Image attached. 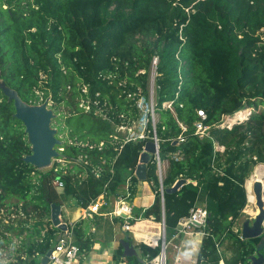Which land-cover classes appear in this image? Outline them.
<instances>
[{
	"label": "trees",
	"instance_id": "16d2710c",
	"mask_svg": "<svg viewBox=\"0 0 264 264\" xmlns=\"http://www.w3.org/2000/svg\"><path fill=\"white\" fill-rule=\"evenodd\" d=\"M155 57V128L168 167L162 195L157 162L147 165L155 200L135 215L161 223L165 214L169 241L191 209L205 205L210 217L196 264H251L264 234L242 240L236 229L248 205L246 182L264 165V0H32L26 6L0 0V209L13 206L11 212L23 213L25 221L40 216L27 235V257L7 264H40L36 257L53 248L59 229L51 221L52 205L75 199L87 208L104 193L119 196L128 180L135 193V172L152 140V122L146 139L123 147L111 140L121 115L141 118L137 100H149ZM2 85L29 105L51 96L72 108L63 147L69 165L62 171L41 172L25 163L31 145ZM81 100L91 101V112L79 107ZM94 103L105 107L106 117L95 114ZM244 110L251 111L246 121L222 127L225 117ZM196 123L209 127L208 136L197 134ZM97 167L99 176L93 172ZM57 177L64 182L60 191L52 184ZM180 179L188 183L167 193ZM12 198L18 203H8ZM5 226L15 229L12 223ZM5 232L0 239H7ZM74 234L81 252L90 248L81 225ZM137 248L142 260H153L161 242ZM123 253L120 245L115 259ZM125 260L140 264L137 257Z\"/></svg>",
	"mask_w": 264,
	"mask_h": 264
},
{
	"label": "built area",
	"instance_id": "2783aa9c",
	"mask_svg": "<svg viewBox=\"0 0 264 264\" xmlns=\"http://www.w3.org/2000/svg\"><path fill=\"white\" fill-rule=\"evenodd\" d=\"M157 64H158V58L155 57L152 62V68L154 69V72H156ZM128 96L131 97L132 99L135 98V96H132L130 94ZM94 104L97 107L95 110V114L106 117L105 107H99L98 103H94ZM137 104L140 108V111L143 110V106L145 105L143 98L140 97L137 100ZM80 105L79 107L81 109H84L86 113L91 112L92 108L90 106L91 105L90 100H81ZM165 105L167 108L172 110L171 103H165L164 106ZM151 112L153 116L152 125L154 127L153 137L151 141H154L160 148L159 139L157 137L156 128H155L156 127V124H155L156 113H155L154 102L152 105ZM199 114L200 116H202L203 119L206 117L203 111H200ZM121 118L123 119L122 123L115 127V133L112 135L111 143L113 145H120L121 147H123V145H125L128 142L146 139L147 137L146 123L147 122L144 123V125L142 124L139 125V120L141 118L138 121H130L129 119L125 117V115H121ZM223 123H222V127H224ZM141 127H142V130L139 129ZM196 127H197V134L201 136H208L207 131L209 127H205L202 123H196ZM135 129H137L138 132ZM76 145L84 146L82 143H76ZM87 145L88 143L85 144V146ZM104 145H105L104 142H100L99 144L100 149ZM90 147H93V146H90ZM220 150L223 151L224 149L220 148ZM60 159H57L58 165L52 168L55 170V172H59L60 170L62 171L64 168H66L69 165V164L67 165L68 161L65 159V156L63 155V153L60 156ZM80 159H83V157L81 156ZM153 159L157 162V166H158L157 173H159L160 181H162L167 168L165 169L166 164L162 162L161 160L160 149L154 155ZM86 164L88 163L86 162ZM93 172L96 173L97 176H99L100 173L102 172V169L97 167L93 170ZM63 173H66V172H63ZM83 177H85V175ZM52 184L54 188H56L59 191L64 188V182L61 180L60 177L55 178ZM161 192L163 195V188H161ZM129 197L130 195H127L126 197L116 196L113 199V197H106V193H104L100 195L95 201H93L87 208H84L85 216H92L96 214L100 216L111 217L113 219H122L124 221L122 225L123 231L130 232L132 231V223L133 221H137V218H135L134 216L133 207L131 203L127 200V198ZM162 201H163V197H162ZM106 208L107 209L109 208V209L107 210ZM102 209H106L107 211L101 212ZM0 210L1 212H5L4 208ZM17 214L26 218V216L23 213L18 212ZM15 216L16 214H12L13 218H15ZM209 217H210V212L208 211L205 205H196L191 209L189 216L186 218H183L179 222L178 228L176 229L175 234L171 238V244H170V246H172L176 252V257H177L176 259H178L180 255L183 253V247H184L183 242L191 241V240L193 241V239L198 240V242L203 241V239L207 235L206 229L208 227ZM4 224H10V223L8 220H5ZM66 225H67V229L64 232H62L61 237H59L58 240L53 245L52 254L49 257L48 264H73L80 255L81 251L79 249V246H77L73 241V227L71 225L69 226L68 224ZM160 225H161V234L163 230V235H164L162 245H161V252L159 256H157L153 260H148V259L143 260L144 262L142 264H168L167 250L169 247L168 245L169 242L166 239V227L164 226L163 222H161ZM263 228H264V222H263ZM236 232H238V229H236ZM240 238L244 240L242 238V235L240 236ZM220 264H226V263L223 260H221Z\"/></svg>",
	"mask_w": 264,
	"mask_h": 264
},
{
	"label": "rangeland",
	"instance_id": "374dc122",
	"mask_svg": "<svg viewBox=\"0 0 264 264\" xmlns=\"http://www.w3.org/2000/svg\"><path fill=\"white\" fill-rule=\"evenodd\" d=\"M21 5L26 6L29 2H32V0H19ZM7 7V6H5ZM258 50H261V48H258ZM155 78H156V72H154V69H151V75L149 78V100L145 105L143 106V110H141V119L139 120V125L142 124L144 125V123H146V125L148 124L149 121H152L153 123V116H152V105L154 102V105L156 106V84H155ZM30 108H40V107H45L48 109V111L52 112L53 116L51 118V128L55 131V135L57 137V139L60 141V144L56 146V151L59 153V156H57L56 158H54L51 162V165L49 167H45V168H38L39 171L41 172H48L50 171L54 166L58 165L57 164V159H60V155H62L63 153V147L65 146L67 140H68V136L70 134V130L71 127L68 124L67 121V117L70 116V112L71 109L69 106L66 105V103H58L56 101H54L52 99V97L50 96L49 98L43 100V102L36 104V105H28ZM81 107V105H80ZM142 107V106H141ZM165 108L166 105L164 106ZM155 113H156V108H155ZM246 113V114H244ZM251 111L250 110H244L243 112H241V117L244 114V119L241 120V118H238L237 115L235 114L234 116H229V117H225L224 118V123L223 126H226L227 128H232L235 125L241 124L242 122L246 121L250 115ZM147 120V121H146ZM235 120V121H234ZM159 122V115L156 113V120H155V124H157ZM137 132L138 130L135 129ZM62 160V159H60ZM64 162V161H63ZM65 164V163H64ZM68 165V163H67ZM257 168H262V177L264 179V165H259L257 166L251 177L249 178V180L252 181V183L250 184V187L253 188V184L255 183L256 179H258V175H255L256 169ZM166 169V167H165ZM159 175V173H158ZM255 178V179H254ZM248 180V181H249ZM248 181L246 182L245 187L247 188L248 185ZM33 182L35 183V179H33ZM140 183V187H138L137 191L134 193L133 196V202H134V206L136 208L137 211L142 210L143 206H147L149 202L152 201L153 197L152 194H154V187L153 185H151L148 181H139ZM247 190V189H246ZM248 205L245 208V210L243 211L242 216L239 218L238 222H237V229H242V225L245 221L250 220L251 224L253 223L255 217L257 216V214L259 213V209L256 205V200H255V196H254V192L253 189L252 191L248 194ZM74 202V201H73ZM8 203H10L11 205H15L16 203H18V199L17 198H12L8 201ZM5 212H1L0 210V233H3L6 231V229L4 228V224L5 220L9 221V225H17L18 227L24 226L26 227L24 232L25 234L22 237H17V234L19 233L18 230L16 231H11V238L10 239H5L2 240L0 239V264H7L11 261L16 260V258L18 257L19 254L24 255L26 252V249L28 247V245L26 244V234L31 232L32 227H28L29 223L31 221H35L38 220L40 218L39 215H34L32 218H28V221L26 222L24 217H22L21 215L16 214L15 218L12 217V214L16 213V212H11L12 210L14 211L15 208L13 209V206H8V207H4ZM11 218V219H9ZM24 219V220H23ZM27 219V218H26ZM35 219V220H34ZM21 225V226H19ZM15 227V226H14ZM26 229H28L29 231H27ZM163 230H162V234H160V237L158 238V240H156L155 242L158 244L159 242H161L162 245V241H163ZM26 242V243H25ZM148 241L146 240H141L139 242V244L141 243H147ZM168 245H169V249L167 250V255H168V264H185V263H189L191 261L192 258L186 260V258L190 255L189 253L185 254V252L183 253V255L181 254L178 261H175V251L173 250L172 246H170L171 244V239L168 241ZM227 255V254H226ZM195 258L197 259L196 253H195ZM79 260V257L75 260V262L77 263V261ZM74 262V263H75ZM196 262V261H195ZM191 264V263H189Z\"/></svg>",
	"mask_w": 264,
	"mask_h": 264
},
{
	"label": "water",
	"instance_id": "95a60500",
	"mask_svg": "<svg viewBox=\"0 0 264 264\" xmlns=\"http://www.w3.org/2000/svg\"><path fill=\"white\" fill-rule=\"evenodd\" d=\"M5 95L14 102L15 106V118L22 122L25 127V133L28 136V141L31 145V154L24 158L25 163L31 164L37 168H45L51 165L54 158L59 156L56 151V146L60 144V141L55 135V131L51 128L52 112L47 108H30L25 102L21 100L18 93L15 90L8 89L2 85ZM159 146L154 141H149L145 145V149L140 156L139 164L136 168L135 175L139 181L147 180V165L153 160L154 155L158 152ZM61 156V155H60ZM188 183L187 179H180L176 184L167 189L166 192L173 194L180 191V189ZM163 188V180L161 181ZM253 191L256 196V205L259 209V213L255 217L253 223L247 220L243 223L241 229V235L244 240L255 239L262 237L264 234L263 222H264V185L262 181H255L253 185ZM248 197V195H247ZM164 204V198H163ZM61 205L54 204L51 207V221L54 227L65 231L67 225L60 219ZM163 224L165 225V214L163 218ZM124 248V257H137L141 263L144 261L138 256V252L129 240V238L120 241ZM264 249V240L262 239L257 247L256 255L251 257V264H264V255L262 253ZM52 254V249L47 252L42 260V264L49 263V257Z\"/></svg>",
	"mask_w": 264,
	"mask_h": 264
},
{
	"label": "crops",
	"instance_id": "0c3cea01",
	"mask_svg": "<svg viewBox=\"0 0 264 264\" xmlns=\"http://www.w3.org/2000/svg\"><path fill=\"white\" fill-rule=\"evenodd\" d=\"M139 129L142 130V127ZM164 163L166 164V168H167L168 162H164ZM138 187H140V183H138L136 187H134L135 192L137 191ZM127 195H130V197L127 198V200L131 203L133 207L134 216L135 218H137V221H133L132 231L130 232L123 231L122 225L124 221L122 219H113L111 217L100 216L96 214L92 216H85L84 208L80 207L75 199H68L66 201L64 200L63 204L61 205L62 210H61L60 219L63 223H66L69 226L71 225L73 227L74 243L76 241L74 230L78 227V225L82 226V229L86 232L85 239L90 243V248L80 252L79 260L77 261V263L75 262L73 264H127V261L125 260L127 257L123 256V259L119 261L115 259V252L121 245L120 243L121 240L129 238V240L135 246L139 257H140V252L139 249L137 248V245L141 240H146L148 241L147 243H156L155 241L158 240L161 234L160 223L155 222L154 218L145 219L144 217H138L135 215V213L141 215L146 209L152 206L155 200V193L152 194L153 197L152 201L149 202L147 206L145 207L143 206L142 210L139 211H137L134 206V202H133L134 194L131 195V183L129 182V180L125 183L123 187V192L119 196L126 197ZM114 197L115 196H113V199ZM106 209H102L101 212L107 211L109 208L107 210ZM33 225H34V221H31L28 227L31 226L33 228ZM14 226L12 225V227H14L15 229L11 231L18 230L19 232H21L26 228L21 225H19L21 227H18L17 225ZM4 228L7 227L4 225ZM26 230L29 231L28 229ZM11 231L5 232L7 239L11 238L12 235ZM45 232L46 230L43 231V233ZM62 232L64 231L59 229V231L56 233L57 240L59 237H61ZM23 233L25 234V232ZM29 233L26 234V237L24 239L26 240L27 243L26 242L25 243L27 245L29 243V239L27 237ZM23 235L17 237H22ZM183 243H184L183 253L185 252V254L186 253L190 254L186 258V260L192 258L189 263L196 264L195 261L197 259H194L195 258L194 256L195 253L196 256L198 255V252L201 247V242H198V240L193 239V241L191 240ZM227 255L228 257H230L231 252H228ZM19 256L23 257L24 259L27 257L26 254L24 255L19 254L18 257ZM43 258L44 256L41 257L37 256L36 260H39L40 264H42ZM176 258L177 257L175 252V261H178L179 258L178 259ZM189 263H185V264H189ZM140 264L142 263L140 262Z\"/></svg>",
	"mask_w": 264,
	"mask_h": 264
},
{
	"label": "bare ground",
	"instance_id": "6f19581e",
	"mask_svg": "<svg viewBox=\"0 0 264 264\" xmlns=\"http://www.w3.org/2000/svg\"><path fill=\"white\" fill-rule=\"evenodd\" d=\"M237 115V117L239 118L242 114L241 113H237L236 114ZM147 121V120H146ZM262 168H257L256 169V172H255V175H258V179H256V181L258 180V181H262V183H263V185H264V179H263V177H262V170H261ZM264 174V173H263ZM255 179V178H254ZM252 183V181L251 180H249L248 181V185H247V192H248V194L252 191V189L253 188H251L250 187V184ZM254 185V184H253ZM254 192V191H253ZM254 196H255V194H254ZM255 200H256V196H255Z\"/></svg>",
	"mask_w": 264,
	"mask_h": 264
}]
</instances>
